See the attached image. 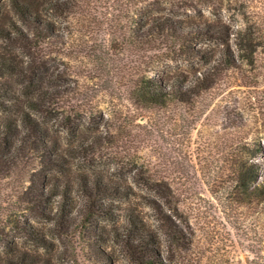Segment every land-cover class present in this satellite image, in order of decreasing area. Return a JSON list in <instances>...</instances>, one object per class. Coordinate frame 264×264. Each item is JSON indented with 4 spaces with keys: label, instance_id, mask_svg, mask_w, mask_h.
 Returning <instances> with one entry per match:
<instances>
[{
    "label": "rangeland",
    "instance_id": "obj_1",
    "mask_svg": "<svg viewBox=\"0 0 264 264\" xmlns=\"http://www.w3.org/2000/svg\"><path fill=\"white\" fill-rule=\"evenodd\" d=\"M93 1L72 19L49 14L65 38L51 55L49 70L47 67L46 72L36 73L62 74L65 87L79 92L76 96L86 110L101 111L105 120L119 116L114 126L102 120L97 130L106 133L111 127L116 135L114 143H106L107 148L99 155L80 154L69 159L73 175L84 168L103 170L113 179L124 180L133 192L124 196L87 195L79 179L72 178L74 190L65 199V207L61 195H49L42 199L41 208L26 209L22 197L32 196L37 190V185L29 188L31 177L51 175L53 171L35 163L23 174L19 158L7 152L0 157V251L17 245L40 255L44 264H109L106 256L99 258L100 253L109 255L112 264H137L123 241L132 214L159 234L167 264H209L215 256L222 257L224 264H245L253 255L247 250L248 242L238 243L236 236L225 232L230 224L223 198L224 166L230 153V129L264 143V0L179 2L184 19L224 25L223 38L197 40V46L208 48V60L180 57L164 62V67L188 73L202 72L213 65L225 68L221 71L223 82L205 94L195 110L170 113L174 120L136 110L123 88H116L119 76L130 73L127 68L132 66L122 44L123 34L113 27L120 22L125 25L128 1ZM246 32L251 33L254 43L251 51L244 49ZM225 48L232 51L236 65H224ZM0 53L17 65L14 72L0 71V81L7 82L16 94L21 93L22 75L17 71L28 56L21 47L1 38ZM3 115L0 105V121ZM156 181L175 191V201H154ZM101 204H106L110 212L99 210L97 205ZM163 208L175 224L184 228L186 241L193 244L183 257L171 229L164 225L159 212ZM23 221L43 234L45 241L29 237ZM212 233L216 238H209Z\"/></svg>",
    "mask_w": 264,
    "mask_h": 264
},
{
    "label": "trees",
    "instance_id": "obj_2",
    "mask_svg": "<svg viewBox=\"0 0 264 264\" xmlns=\"http://www.w3.org/2000/svg\"><path fill=\"white\" fill-rule=\"evenodd\" d=\"M127 1L125 25L120 22L113 27L123 34L122 44L127 48L132 66L127 68L130 73L119 76L116 88H123L136 110L150 113L154 118L174 120L170 113L176 115L195 110L204 95L223 82L221 71L225 67L213 65L202 72L188 73L168 69L163 63L180 57L208 60V48L197 46L196 42L202 38H223L225 26L184 19L179 13V2L184 1L187 5V0ZM90 2L93 5V0H0V38L21 47L28 56L17 71L22 75L21 93L16 94L7 82L0 81V105L4 114L0 121V157L7 152L13 153L20 160L23 174L35 163L53 171L51 175L31 177L29 188L37 185V190L32 196L22 197L26 209L41 208L42 199L49 195H61L65 207L68 202L65 199L74 190L72 178L79 179L87 195L124 196L133 192L124 180L113 179L103 170L84 168L73 175L69 156L99 155L107 148L106 143H114L116 135L111 127L106 133L97 132L105 115L101 111L86 110L80 97L76 96L79 92L65 87L62 74L54 71L47 76L36 73V70L46 72L47 67L49 70L50 57L65 38L49 14L72 19L84 12ZM243 37L244 49L253 50L251 33L246 32ZM234 58L232 51L225 48L224 65H236ZM15 64L5 53H0V71L14 72ZM182 119L186 117L182 116ZM213 119H216L214 114ZM106 120L114 126L119 116ZM242 134L238 129H230L227 133L230 153L224 166L223 198L230 228L227 226L225 232L230 237L236 236L238 243L248 242L247 250L253 255L245 264H264V143L249 140ZM161 185L157 181L154 183V201L157 202V198L169 203L175 201V191ZM178 206H175L176 210ZM97 207L110 212L106 204ZM159 212L183 257L193 244L186 241L184 228L175 224L164 208ZM129 215L123 241L133 252L136 263L167 264L159 234L138 215ZM23 223V230L29 237L38 242L45 241L43 234L27 222ZM215 233L209 238L217 236ZM100 254L99 258L106 256L104 258L112 264L109 255ZM225 262L222 257L215 256L209 264ZM0 264H44V259L15 245L0 251Z\"/></svg>",
    "mask_w": 264,
    "mask_h": 264
}]
</instances>
